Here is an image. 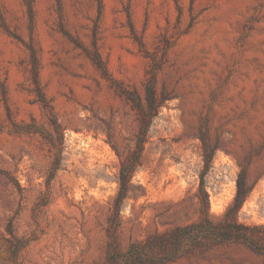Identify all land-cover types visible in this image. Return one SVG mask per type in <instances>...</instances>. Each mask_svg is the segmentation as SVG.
I'll return each instance as SVG.
<instances>
[{
    "label": "rangeland",
    "instance_id": "obj_1",
    "mask_svg": "<svg viewBox=\"0 0 264 264\" xmlns=\"http://www.w3.org/2000/svg\"><path fill=\"white\" fill-rule=\"evenodd\" d=\"M153 83L162 101L116 202ZM210 215L264 226V0H0V264H107ZM57 167V169H55ZM172 264H264L224 243Z\"/></svg>",
    "mask_w": 264,
    "mask_h": 264
},
{
    "label": "trees",
    "instance_id": "obj_2",
    "mask_svg": "<svg viewBox=\"0 0 264 264\" xmlns=\"http://www.w3.org/2000/svg\"><path fill=\"white\" fill-rule=\"evenodd\" d=\"M141 113L140 131L135 149L128 160L122 162L119 174V191L116 202H123L132 185V178L139 164L148 132L153 118L159 113L162 101L157 98L153 83L146 86L145 102L136 94H128ZM203 141L205 170L200 176L198 198L200 202V219L187 225L176 226L166 232L157 233L145 241L132 243L122 256L116 249H111L107 264H172L182 258L191 257L198 252L224 243H240L257 254H264V226L247 225L239 222L238 213L246 199V175L243 171L238 179V191L233 204L228 208L219 222H214L210 215V195L206 186V174L212 162L215 148L206 137ZM57 169V167H55Z\"/></svg>",
    "mask_w": 264,
    "mask_h": 264
}]
</instances>
